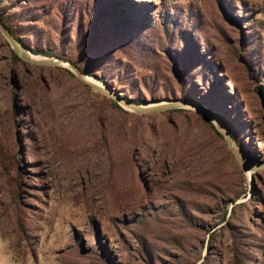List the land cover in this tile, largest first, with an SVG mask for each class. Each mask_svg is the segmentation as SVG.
<instances>
[{
	"label": "rangeland",
	"instance_id": "rangeland-1",
	"mask_svg": "<svg viewBox=\"0 0 264 264\" xmlns=\"http://www.w3.org/2000/svg\"><path fill=\"white\" fill-rule=\"evenodd\" d=\"M0 264H264V0H0Z\"/></svg>",
	"mask_w": 264,
	"mask_h": 264
},
{
	"label": "water",
	"instance_id": "water-1",
	"mask_svg": "<svg viewBox=\"0 0 264 264\" xmlns=\"http://www.w3.org/2000/svg\"><path fill=\"white\" fill-rule=\"evenodd\" d=\"M2 30L4 31V33L6 34V36L8 37L9 41L11 42L14 50L19 54V56L25 60H28L30 62L33 63H37V64H44V63H55V62H66L70 65V67L72 68V70H74V72L85 82H88L82 75V73L78 70V68L71 62L65 60V59H61V58H56V60H53L51 58L49 59H42V60H36V59H30L28 56H26V51L24 48H22V46L16 41V39L13 37V35L10 33V31L5 28L4 26H1ZM89 84L94 87L96 90L100 91L101 93L107 95L108 97L115 99L116 101H120L121 97L120 95L113 91L111 87L107 86V88H103L100 86H97L95 84H92L89 82ZM126 104L129 106V108L139 114L145 113V112H154V111H160V110H165L167 108H171V107H176L178 106L180 103L179 102H169L167 104H159V105H154V106H143L141 104H137L131 101H126ZM215 121L219 124V120L217 118H215ZM225 130V129H224ZM225 138L228 144H230V135L228 133V131L225 130Z\"/></svg>",
	"mask_w": 264,
	"mask_h": 264
},
{
	"label": "bare ground",
	"instance_id": "bare-ground-1",
	"mask_svg": "<svg viewBox=\"0 0 264 264\" xmlns=\"http://www.w3.org/2000/svg\"><path fill=\"white\" fill-rule=\"evenodd\" d=\"M26 55L29 56L30 59H33V58L31 57V55L29 54V52H27ZM37 59H39V58L37 57ZM37 59H36V60H37ZM84 78H85L88 82H90V83H92V84H95V85L100 86V87H103V88H107V86H106L105 84H101V83H100L99 81H97V80H94V79H93L92 81L95 82V83L91 82V81L88 79V76H84ZM96 83H97V84H96ZM161 104H167V103L165 102V103H161ZM158 105H159V104H158ZM143 106H146V105H143ZM150 106H151V105H150ZM152 106H154V105H152ZM196 108H197V107H196ZM199 109H200V108H199ZM207 116H208V115H207ZM209 116H210V114H209ZM209 116H208V117H209ZM210 117H211V116H210ZM210 117H209V118H210ZM211 118H212V117H211Z\"/></svg>",
	"mask_w": 264,
	"mask_h": 264
},
{
	"label": "trees",
	"instance_id": "trees-1",
	"mask_svg": "<svg viewBox=\"0 0 264 264\" xmlns=\"http://www.w3.org/2000/svg\"><path fill=\"white\" fill-rule=\"evenodd\" d=\"M9 30V29H8ZM10 31V30H9ZM10 33L12 34V32L10 31ZM13 35V34H12ZM63 59H65V58H63ZM65 60H67V59H65ZM71 63H73V62H71ZM74 65H75V63H73Z\"/></svg>",
	"mask_w": 264,
	"mask_h": 264
}]
</instances>
